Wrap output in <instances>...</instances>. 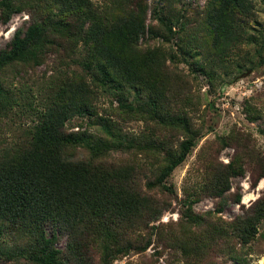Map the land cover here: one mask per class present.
<instances>
[{"label": "trees", "instance_id": "trees-1", "mask_svg": "<svg viewBox=\"0 0 264 264\" xmlns=\"http://www.w3.org/2000/svg\"><path fill=\"white\" fill-rule=\"evenodd\" d=\"M179 2L156 0L150 17L149 0H0V23L15 13L28 17L0 48V257L113 264L151 246L154 255L170 257L168 264L220 256L246 263L243 250L264 220V188L244 206L233 187L246 174L252 186L264 178V152L247 136L206 141L197 156L200 182L184 188L176 221H159L177 200L167 179L204 130L199 75L213 87L233 71L254 14L253 0H206L193 16ZM256 54L263 64L264 35ZM51 56L58 67L80 69L53 79L45 105L34 108L31 85L12 79ZM99 96L110 102L103 114ZM208 106L216 110L213 100ZM25 110L34 117L6 140L8 118ZM75 116L86 126L69 131ZM131 121L143 129L126 131ZM226 147L234 152L224 163L218 152ZM202 197L212 207L196 211ZM230 202L239 211L226 219Z\"/></svg>", "mask_w": 264, "mask_h": 264}, {"label": "rangeland", "instance_id": "rangeland-1", "mask_svg": "<svg viewBox=\"0 0 264 264\" xmlns=\"http://www.w3.org/2000/svg\"><path fill=\"white\" fill-rule=\"evenodd\" d=\"M99 2L100 0H94ZM156 0H149V16H152V10ZM206 0H180L179 6L182 7L188 16H193L199 11ZM254 14L250 19V28L247 32V41L240 47L242 53L233 54V71L230 73H221L213 82V87L205 81L204 76L199 75V83L196 86L200 96V104L198 106L199 114L202 119L198 120L201 124L204 120V130L198 137L196 146L187 156L185 161L177 166L167 179L176 192L177 200H174L172 208L164 212L159 221L169 222L176 221L179 215L180 199L186 196L184 188L191 187L196 182H200V172L198 166V152L206 141H212L215 135H229L236 132L242 136L249 137V143L254 148L264 152V62L258 64L256 49L260 45L264 35V3L260 0H253ZM27 14L15 13L12 15L8 23H0V48L11 39L15 29L19 27L26 19ZM175 42V39L171 43ZM152 43V41L150 42ZM79 59L81 54L74 56ZM179 67L184 70L188 66L184 62L179 63ZM253 67V68H251ZM79 70V65L72 64L71 67H58L53 57H49L46 63L40 65L35 72H29L24 79L14 77L12 82L15 86L22 82L31 85L30 94L33 95V107L41 109L45 105V97L47 96L50 82L59 75L69 74L71 70ZM250 69V70H249ZM12 75V74H10ZM213 100L216 110H212L208 103ZM117 103L113 101L115 106ZM97 107L99 112L104 113L108 109L110 102L108 99L99 96L97 99ZM26 114L20 116L18 113L11 115L10 124L4 130V138L8 141L13 140V136H19L25 123L31 121L34 117L31 110H25ZM86 124L84 119L75 116L66 122L69 131H77L84 129ZM212 126L213 129H210ZM124 129L129 132L139 133L143 129L142 121H131L124 123ZM93 131V130H92ZM234 149L226 147L218 152V160L226 163L229 161ZM240 176L234 179L233 187H239L241 193V204L249 205L263 191L264 178H261L256 186L250 185L249 177ZM233 190V188H232ZM212 207V200L208 197L200 198L193 208L196 211H204ZM239 211V205L235 203H227L222 212L223 217L229 219ZM158 221V222H159ZM264 220L259 226L258 234L255 240L250 244L248 249H244L245 264H264ZM63 246V242L58 244ZM171 262L168 255L158 257L154 255V249L150 246L145 253L124 256L113 261V264H168ZM0 264H32L23 258H9L8 256L0 257ZM207 264H232L222 256L213 260H209Z\"/></svg>", "mask_w": 264, "mask_h": 264}]
</instances>
